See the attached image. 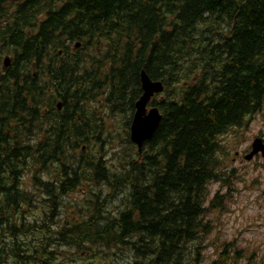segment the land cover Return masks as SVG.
<instances>
[{
	"label": "trees",
	"instance_id": "trees-1",
	"mask_svg": "<svg viewBox=\"0 0 264 264\" xmlns=\"http://www.w3.org/2000/svg\"><path fill=\"white\" fill-rule=\"evenodd\" d=\"M141 70L164 84L153 103L162 117L114 174L97 100L118 114L130 94L131 114ZM263 104L264 0H0V264L21 252L24 264H57L53 244L120 245L131 264H196L219 198L207 188L222 180L218 138ZM37 165L40 196L22 186ZM116 182L122 207L104 218L93 199ZM76 190L77 219L45 224Z\"/></svg>",
	"mask_w": 264,
	"mask_h": 264
},
{
	"label": "rangeland",
	"instance_id": "rangeland-1",
	"mask_svg": "<svg viewBox=\"0 0 264 264\" xmlns=\"http://www.w3.org/2000/svg\"><path fill=\"white\" fill-rule=\"evenodd\" d=\"M4 59V58H3ZM170 84L169 88H171ZM129 95L125 97V101L122 102L123 112L118 113V115L113 118L105 119V127L108 130H105V134L102 136L104 141L102 147L105 152V158L107 159L108 168L114 172V174H120L124 165H126V154H130V148L132 152H135V148L129 142H127V130L124 131V117L127 113V102ZM102 104L97 108L99 111ZM98 112L95 114L97 115ZM112 114V113H111ZM131 115V114H130ZM94 118L92 119L93 125ZM103 122V120H102ZM127 128V125H126ZM262 134L264 136V109L262 113H257L252 121L248 122V125H244L241 128L233 129L232 135L228 136L224 143L229 148L230 153L227 155V160L224 164L220 165L221 167V177L223 180V187L219 188L217 183L211 184V191H215L219 188L222 191V207L215 208L212 207L207 212V220L209 219L211 228L208 233H206L201 239L202 243H207V240H216L214 245L211 247L199 248L203 250L204 259L198 261L196 264H209L211 260L217 257L216 252H218V243H221L222 240H236V244L239 249H243L241 255L228 259L223 264H264V158L257 156L255 159L246 161L240 155L236 157L234 151L237 150L240 154H245L247 150L249 151L250 144L253 141L255 135ZM223 153V152H221ZM221 153L219 155L221 156ZM96 154V153H95ZM79 155V154H78ZM120 157H122L120 159ZM236 157V158H235ZM235 158V159H233ZM29 166V165H27ZM37 166L32 168H25V175L22 176V181L25 180L22 185L24 188H29L31 192L38 193V190L35 189L34 184L31 181V172L33 173L34 169ZM42 169V167H40ZM114 170V171H113ZM116 171V172H115ZM46 175V172L42 170L41 176ZM43 177V176H42ZM46 177V176H44ZM52 178V176H51ZM30 181V185H29ZM32 187V188H30ZM125 189V187H123ZM112 192H115L112 195H100L97 200L93 199L94 205H101V214L104 218H108V213H112L115 210L114 205L120 204L118 202L121 198V188L119 187L118 182L114 183ZM12 195V194H11ZM38 196L39 193H38ZM46 196L42 195L39 197L41 200ZM87 198V197H86ZM83 198H80V193L78 190L70 192L64 198L60 199L58 204V212L54 220H48L45 224L50 225L51 228L56 229L58 226L63 223L66 219L69 221H75L77 219L76 204L85 206V201L81 203ZM98 201V202H97ZM124 199L122 200V202ZM114 202V203H113ZM45 206V203L42 204ZM41 205L37 207L40 209ZM35 207L31 206L30 209ZM76 213L73 215V213ZM33 215L31 212L29 213ZM79 217V216H78ZM105 219H100V221L105 222ZM99 221V222H100ZM45 235V232H39L38 235ZM7 241L6 239H4ZM12 240V239H11ZM15 239H13L14 241ZM11 241V243L13 242ZM148 243H154V240H146ZM167 244H169L167 242ZM5 245L7 249V244ZM63 244H53L48 247V250L53 248L54 252L58 255L57 264H124L132 255V251L123 250L119 253L111 249L101 246L99 248H90L89 246L76 248V247H63ZM226 249H229L227 247ZM155 250V249H154ZM161 251L157 252V256L160 258ZM25 252H23V255ZM22 255V252L17 257H14L12 254H4L2 256V264H24L25 257ZM232 257L231 253H226ZM22 256V258H20ZM140 260L145 261L143 258ZM217 259L216 264L219 261ZM237 260V261H235ZM28 264H34L28 262ZM155 264H160V259Z\"/></svg>",
	"mask_w": 264,
	"mask_h": 264
},
{
	"label": "water",
	"instance_id": "water-1",
	"mask_svg": "<svg viewBox=\"0 0 264 264\" xmlns=\"http://www.w3.org/2000/svg\"><path fill=\"white\" fill-rule=\"evenodd\" d=\"M140 82L143 94L135 103L136 111L130 127V139L139 150L142 144L152 137L161 120V115L155 107L146 114V104L154 92H160L163 88L160 81L152 82L144 70L140 72ZM259 152L264 156V143L261 138H255L251 144V150L245 158L249 160Z\"/></svg>",
	"mask_w": 264,
	"mask_h": 264
},
{
	"label": "flooded vegetation",
	"instance_id": "flooded-vegetation-1",
	"mask_svg": "<svg viewBox=\"0 0 264 264\" xmlns=\"http://www.w3.org/2000/svg\"><path fill=\"white\" fill-rule=\"evenodd\" d=\"M61 106V105H60ZM239 127H241V126H239ZM230 136V135H229ZM227 139V137L224 139V140H226ZM226 151L227 152H229L230 153V150L229 149H226ZM234 155L235 156H239V152L237 151V150H235L234 151ZM236 158V157H235ZM235 158H233V159H235ZM211 245H214V242H212V244ZM218 246V245H217ZM222 246H225V245H222Z\"/></svg>",
	"mask_w": 264,
	"mask_h": 264
},
{
	"label": "bare ground",
	"instance_id": "bare-ground-1",
	"mask_svg": "<svg viewBox=\"0 0 264 264\" xmlns=\"http://www.w3.org/2000/svg\"><path fill=\"white\" fill-rule=\"evenodd\" d=\"M60 102H61V101H60ZM60 102L57 103V108H58V109H61V106H60L61 103H60Z\"/></svg>",
	"mask_w": 264,
	"mask_h": 264
}]
</instances>
